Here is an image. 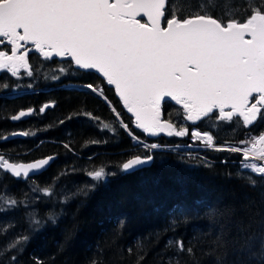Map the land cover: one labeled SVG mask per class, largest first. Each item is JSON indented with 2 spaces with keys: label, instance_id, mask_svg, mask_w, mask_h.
Returning a JSON list of instances; mask_svg holds the SVG:
<instances>
[{
  "label": "trees",
  "instance_id": "16d2710c",
  "mask_svg": "<svg viewBox=\"0 0 264 264\" xmlns=\"http://www.w3.org/2000/svg\"><path fill=\"white\" fill-rule=\"evenodd\" d=\"M229 2L238 6L234 13L243 16L245 3L259 5L264 0ZM29 61L32 77L0 74V152L12 163L55 157L47 171L31 181L50 188L53 195L45 202L27 203L37 209L35 218L42 223L35 231L29 225L28 240L0 254V264H248L236 252L237 241L264 235V178L243 168L240 153L194 150L212 161L207 164L187 150H163L148 153L152 164L147 168L131 174L121 169L140 153L130 132L143 142L170 147L189 144L192 127L210 131V125H187L189 135L184 137L151 139L135 129L114 89L99 75L68 60L45 61L33 52ZM87 84L99 91L92 92ZM44 104L55 106L40 113ZM28 109L35 114L26 121H10L12 115ZM178 114L175 104H162L163 120L172 122ZM258 121L247 128L237 118L231 123L219 121L214 141L245 147L242 141L264 133V123ZM223 127L232 131H222ZM24 131L33 135L5 140ZM108 166L114 175L95 182L80 196L59 199L52 189L55 182L85 176L78 172L82 167ZM249 177L257 181L255 185ZM4 183L19 204L28 189L7 176ZM170 240L182 241L192 254L169 246ZM13 254L15 262L9 258Z\"/></svg>",
  "mask_w": 264,
  "mask_h": 264
},
{
  "label": "snow or ice",
  "instance_id": "6c2138e0",
  "mask_svg": "<svg viewBox=\"0 0 264 264\" xmlns=\"http://www.w3.org/2000/svg\"><path fill=\"white\" fill-rule=\"evenodd\" d=\"M237 7L229 0H0V45L9 47L0 50V73L20 78L23 71L32 77L30 52L45 61L66 58L78 69L95 70L114 86L124 107L135 117V127L147 135H189L188 128H177L162 119V104L169 100L180 106L183 120L192 124L205 118L229 123L241 118L247 128L258 120L264 123V2L245 3L243 16L234 13ZM85 87L99 91L92 84ZM54 106L44 104L39 112ZM31 115L33 109L21 110L11 119L19 121ZM84 115L98 119L90 113ZM191 137L215 151L241 153L243 168L264 178V164L248 163L250 159L264 161V133L242 141L243 148L216 146L210 132L192 131ZM52 159L23 164L0 156V170L27 179ZM151 159H130L123 163L122 171ZM106 175L114 173H106L104 168L87 173L96 182ZM249 180L253 185L257 182ZM91 187L95 185H85ZM40 191L44 196L53 195L50 188ZM0 199L7 205L3 211L18 206L10 196ZM49 219L55 222L54 217ZM41 223L35 217L30 219L34 231ZM7 230L0 227V232ZM27 240V236L16 239L2 251L16 249ZM237 243L236 252L246 257L248 264H264V235L244 236ZM173 244L177 251L192 254V248L186 249L182 241H168L169 246ZM9 258L17 259L15 254Z\"/></svg>",
  "mask_w": 264,
  "mask_h": 264
},
{
  "label": "rangeland",
  "instance_id": "374dc122",
  "mask_svg": "<svg viewBox=\"0 0 264 264\" xmlns=\"http://www.w3.org/2000/svg\"><path fill=\"white\" fill-rule=\"evenodd\" d=\"M28 47H31V45H29ZM0 50L8 51L9 47L6 45H0ZM33 53H35V52H33ZM35 54H37V53H35ZM53 59H57L59 61L60 60H68L66 58L62 59V58H58V57H54ZM54 73H55V71H54ZM14 78H16V77H14ZM20 78L27 79L29 77L26 74H24L22 71ZM20 78H17V79H20ZM103 79L105 80L104 77H103ZM106 83H107V81H106ZM119 100H120V98H119ZM120 102L122 104V107L125 109V111L131 117V119L133 121V125L135 127V117H133L132 114L127 111V109L124 107L123 102L121 100H120ZM168 102L175 104L174 101L169 100ZM176 106L179 108V114H178V116L175 117V120L172 121V123L174 125H176L177 128L186 127L187 125H191L192 124L191 122L183 120V111L179 105H176ZM84 116L87 117L86 115H84ZM237 119H238V121H242L241 118H237ZM258 122L260 123V120ZM197 123H202L204 125H210L211 129L215 130L217 133L220 130V128H219L220 122L217 118H212V119L205 118V120L197 122ZM241 125H243V123ZM263 127H264V124H263ZM135 129L137 131H139L140 133H142L144 136L149 137L151 139H155V138H159V137H170V136H167L165 134H160L158 136H150V135L143 133L142 130L137 129L136 127H135ZM227 129H228L227 127H223L222 131H225ZM192 131L206 132V130H200L196 127H192V129L190 130V135H191ZM231 131H232L231 129H228V132H231ZM30 135H33V133ZM175 137H177V136H175ZM191 139H192V137H191ZM95 146H97V144H95ZM99 169L100 168L88 169V167L85 169V167H82V168H80V171H78V172L80 174L85 173V176L81 175V176H78V178L70 179L68 183L66 182L64 184H61L60 182H55L52 186V189H56L57 196L59 199H60V197L69 198L71 196L72 197L80 196L85 192L86 189H88V188H85L86 184L92 185L96 182V181H92L90 179V177L87 176V173L90 171H95V170H99ZM106 169H105L106 173H113L114 169L111 166H108V168H106ZM69 174H70V172L65 173L63 175L66 176ZM107 176H110V175H106V177ZM85 177H86V179H85ZM106 177H105V179H106ZM27 186H28V192H26V195L25 194L22 195V197H21L22 201H20L23 203H19L17 207L11 209L10 211H3V209L7 208V205L3 203L2 199H0V227L8 229L6 232H0V237H1L0 238V254L7 253V252H3L2 249L5 248L9 243L13 242L16 239H20L21 237L28 236L30 234L29 231L32 227L29 226L30 224L28 222L30 221V219L32 217H35L37 215V213H36L37 209H32L31 206L28 205L27 203L45 202V201H48V199H50V198H48V196H44L42 194V191H40L41 189H44L47 187L35 186L32 183H29ZM34 189H35V191H34ZM0 190H1L0 196H10L11 198L16 199L15 196H13L12 194L10 195L11 191L9 190V188H7L6 184L4 183V180H2V179H0Z\"/></svg>",
  "mask_w": 264,
  "mask_h": 264
},
{
  "label": "built area",
  "instance_id": "2783aa9c",
  "mask_svg": "<svg viewBox=\"0 0 264 264\" xmlns=\"http://www.w3.org/2000/svg\"><path fill=\"white\" fill-rule=\"evenodd\" d=\"M135 141L136 143L138 144L137 146V149L142 151L143 153L147 152V151H163V150H179V149H185V150H195V149H207V150H213L215 151L213 148H207L205 147L204 144L200 143L199 145H196V144H187V145H181V146H170V147H164V146H160L158 145L157 143H147V142H143L141 140H138L136 138H134L132 135H130ZM152 144H157L158 147L157 148H151L150 145ZM216 146H221V145H216ZM180 155L182 156L183 154L180 153ZM191 155H194V154H191ZM199 157L200 159H202L203 161L207 162V164H211L212 161L209 160V159H205L204 157L202 156H197ZM248 163H256L259 165H262L264 164V161H257L255 159H250L248 161Z\"/></svg>",
  "mask_w": 264,
  "mask_h": 264
},
{
  "label": "water",
  "instance_id": "95a60500",
  "mask_svg": "<svg viewBox=\"0 0 264 264\" xmlns=\"http://www.w3.org/2000/svg\"><path fill=\"white\" fill-rule=\"evenodd\" d=\"M60 61H63V60H60ZM81 70H83V69H81ZM85 71H91V72H94L95 74L99 75V76L103 79V77H102L99 73H97L95 70H85ZM111 87H113L114 90H115V87H114V86L111 85ZM115 92H116V91H115ZM116 94H117V93H116ZM117 97H119L118 94H117ZM18 113H19V112H18ZM18 113H17V114H18ZM33 113H34V110H33ZM29 117H30V116L23 117V118H22L21 120H19V121H14V120L10 119V121H11L12 123H17V122L25 121V120H27ZM22 137H23V136H19V135H10V136H8L5 140H12V139L22 138ZM0 156H3V155L0 154ZM53 158H54V159L50 160L49 165L45 166L44 169H41V170H38V171H34L33 173H30V174H29V178H31V177H35V176H38V175L43 174L44 172H46L47 169L50 167V165L54 162L55 157H53ZM135 158H136V157H135ZM44 159H46V158H44ZM132 159H133V158H132ZM39 160H41V159H39ZM39 160L32 161V162H29V163H35V162H38ZM126 162H127V161H126ZM126 162H125V163H126ZM23 164H27V163H23ZM151 164H152V159L149 160L146 164L139 165V166L135 167V168H134L133 170H131V171H128V172H124V171H123V172L126 173V174H131V173H134V172L139 171V170H141V169L147 168V167H149ZM121 169H122V167H121ZM1 171H2V170H1ZM2 172H3V171H2ZM3 173H5V172H3ZM5 174L8 175V176H10V177H12L14 180H19V178L13 177V176H11V175L8 174V173H5ZM27 179H28V178H27ZM27 179L22 178L23 181H25V180H27Z\"/></svg>",
  "mask_w": 264,
  "mask_h": 264
},
{
  "label": "flooded vegetation",
  "instance_id": "af4514ba",
  "mask_svg": "<svg viewBox=\"0 0 264 264\" xmlns=\"http://www.w3.org/2000/svg\"><path fill=\"white\" fill-rule=\"evenodd\" d=\"M33 114H35V111H34V113ZM26 121V120H25ZM21 122H24V121H21ZM1 153V152H0ZM3 156H4V154L3 153H1ZM5 157V156H4ZM6 158V157H5ZM7 159V158H6ZM106 168H108V167H106ZM105 168V169H106ZM107 170V169H106ZM45 173V172H44ZM41 175V174H40ZM40 175H38V176H35V177H31V178H28L27 180H25V181H23L21 178H19V180H14L13 178H11L10 176H8V175H6V174H4V173H2L1 171H0V179H2V180H4V176H7V177H9V178H11V179H13V181H16V182H19V183H22V184H24L25 185V187H26V189H28V184L29 183H31V181H32V179H35L36 177H39Z\"/></svg>",
  "mask_w": 264,
  "mask_h": 264
},
{
  "label": "bare ground",
  "instance_id": "6f19581e",
  "mask_svg": "<svg viewBox=\"0 0 264 264\" xmlns=\"http://www.w3.org/2000/svg\"><path fill=\"white\" fill-rule=\"evenodd\" d=\"M1 238V237H0Z\"/></svg>",
  "mask_w": 264,
  "mask_h": 264
}]
</instances>
